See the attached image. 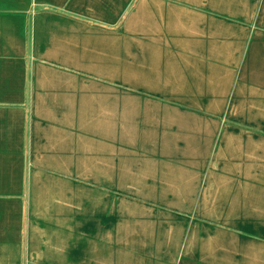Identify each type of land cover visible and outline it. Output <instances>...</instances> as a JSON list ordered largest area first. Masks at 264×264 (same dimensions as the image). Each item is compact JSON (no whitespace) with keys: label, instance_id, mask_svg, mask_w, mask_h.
<instances>
[{"label":"crops","instance_id":"obj_1","mask_svg":"<svg viewBox=\"0 0 264 264\" xmlns=\"http://www.w3.org/2000/svg\"><path fill=\"white\" fill-rule=\"evenodd\" d=\"M0 264H264V0H0Z\"/></svg>","mask_w":264,"mask_h":264},{"label":"rangeland","instance_id":"obj_2","mask_svg":"<svg viewBox=\"0 0 264 264\" xmlns=\"http://www.w3.org/2000/svg\"><path fill=\"white\" fill-rule=\"evenodd\" d=\"M92 186H94L93 181H92ZM94 193L96 195L91 196V204L92 206H98V203L102 200V196L99 199L98 192H94ZM116 202L120 203L122 206H132V196L130 194H117V195L107 194V200H106L107 206H113Z\"/></svg>","mask_w":264,"mask_h":264}]
</instances>
